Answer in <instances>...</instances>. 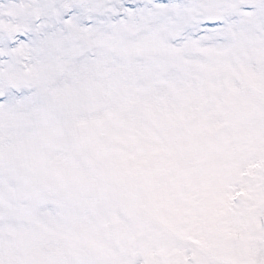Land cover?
Listing matches in <instances>:
<instances>
[{
  "label": "snow or ice",
  "instance_id": "1",
  "mask_svg": "<svg viewBox=\"0 0 264 264\" xmlns=\"http://www.w3.org/2000/svg\"><path fill=\"white\" fill-rule=\"evenodd\" d=\"M0 264H264V0H0Z\"/></svg>",
  "mask_w": 264,
  "mask_h": 264
}]
</instances>
